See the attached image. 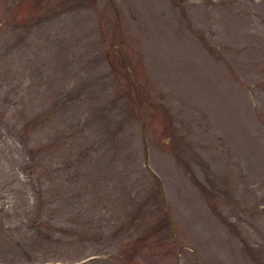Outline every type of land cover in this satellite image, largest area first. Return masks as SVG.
<instances>
[{
    "label": "rangeland",
    "instance_id": "rangeland-1",
    "mask_svg": "<svg viewBox=\"0 0 264 264\" xmlns=\"http://www.w3.org/2000/svg\"><path fill=\"white\" fill-rule=\"evenodd\" d=\"M0 264H264V0H0Z\"/></svg>",
    "mask_w": 264,
    "mask_h": 264
},
{
    "label": "water",
    "instance_id": "water-1",
    "mask_svg": "<svg viewBox=\"0 0 264 264\" xmlns=\"http://www.w3.org/2000/svg\"><path fill=\"white\" fill-rule=\"evenodd\" d=\"M142 128H144V122H143ZM145 165L147 166V163H146V152H145Z\"/></svg>",
    "mask_w": 264,
    "mask_h": 264
},
{
    "label": "trees",
    "instance_id": "trees-1",
    "mask_svg": "<svg viewBox=\"0 0 264 264\" xmlns=\"http://www.w3.org/2000/svg\"><path fill=\"white\" fill-rule=\"evenodd\" d=\"M45 10H46V8H45ZM135 88V87H134Z\"/></svg>",
    "mask_w": 264,
    "mask_h": 264
}]
</instances>
